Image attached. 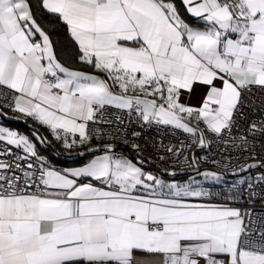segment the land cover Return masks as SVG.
<instances>
[{
	"label": "snow or ice",
	"instance_id": "6c2138e0",
	"mask_svg": "<svg viewBox=\"0 0 264 264\" xmlns=\"http://www.w3.org/2000/svg\"><path fill=\"white\" fill-rule=\"evenodd\" d=\"M181 4L197 26L175 0H0V107L46 127L69 151L101 137L89 125L106 106L187 134L188 145L167 149L176 157L231 136L243 94L264 92V0ZM38 12L66 26L77 61L93 73L58 59ZM198 88L193 106L185 97ZM249 131L264 135V122ZM33 137L0 126V264H264V213L230 207L241 193L212 203L195 179L166 183L111 143L60 170L37 153L46 138ZM183 163L198 171L200 161Z\"/></svg>",
	"mask_w": 264,
	"mask_h": 264
},
{
	"label": "built area",
	"instance_id": "2783aa9c",
	"mask_svg": "<svg viewBox=\"0 0 264 264\" xmlns=\"http://www.w3.org/2000/svg\"><path fill=\"white\" fill-rule=\"evenodd\" d=\"M0 104H3L2 100ZM96 121L95 124L90 122V128L101 129L103 133L101 137H116L128 143L136 160L143 161V167L156 168L169 174L197 171L196 168H189L183 163L185 156L189 159L195 156L200 161L198 171L214 170L221 177L220 181L204 183V187L213 193L211 201L226 203L227 194L239 192L242 196H237L229 205L236 206L241 211L264 213V180L261 179L264 177V135L259 132L253 135L249 131L253 122H264V92L257 90L245 92L243 102L235 115L231 136L226 133L223 137L213 139L208 147L195 155L192 153L194 146L185 148L179 157L167 150L169 147L179 148L181 142L188 145L190 138L187 134L171 127L144 124L135 113L128 110L106 106L97 113ZM116 129L120 131L117 132ZM133 133L138 135L134 136ZM241 136L248 137L247 146L240 144ZM134 144L139 146L138 150L132 147ZM13 151L20 152L17 149ZM4 159L11 163L13 157L8 156ZM224 162H227V167L223 166ZM251 164H255L256 167L248 168ZM5 174L9 177L21 175L18 171L15 173L8 171ZM249 185L252 186L251 189ZM250 192L254 195L250 196Z\"/></svg>",
	"mask_w": 264,
	"mask_h": 264
},
{
	"label": "crops",
	"instance_id": "0c3cea01",
	"mask_svg": "<svg viewBox=\"0 0 264 264\" xmlns=\"http://www.w3.org/2000/svg\"><path fill=\"white\" fill-rule=\"evenodd\" d=\"M183 18L187 22H189L190 24H193L194 26H197L196 25V21H194L193 18H191L187 13H186V16H183ZM65 66L70 67V68H74V69H77V70H80V71L88 72V73H93L94 72V70L92 68L87 67V66H83V65H81V66H70V65L65 64ZM201 97H202V90L198 88L191 98L185 97V101L187 103L193 105V106H199L200 101H201ZM0 113H3V115H0V126H4V127L9 128V129H12V130H17L19 133L25 134V135L29 136L30 138H32L34 140V142H35V138L33 137V132L34 131L38 132L41 137H45L46 140L49 141V143L52 146H55V148L57 149L56 151H58V148L62 149V150H66L59 141H57V140H55L53 138L52 134L50 133V131L46 127L41 126L39 123H37L33 119L27 118L23 114H21L19 112H16V111H13L9 107H0ZM15 119H26L27 121H31V123H34L38 127L39 126L43 127L44 128L43 130L46 131L47 133L46 132L42 133V131L40 132V131L35 130V129L33 130V132L31 134H28L26 132H21V131H19L17 129L16 126H14L12 124V122ZM37 143H40V142H37ZM104 143L114 144L116 151H120L123 155H125V156H127L129 158H132L133 160H136L135 156H133L132 148H131V146L128 143L123 142L119 138L109 137V136L108 137L104 136V137H100L99 139H94L90 144H87L84 147H79V148H75V149H73L71 151H69V150H66V151L85 153V152H88L87 151L88 149L99 148ZM203 149L204 148H198V147L194 146L193 149H192V153L195 155L197 153H200ZM37 153H38L39 156L45 158V160L47 159V156H46L45 153H42L39 150H37ZM98 154H99L98 152H92V153L90 152L89 157L87 158V160H85L82 163L88 162L94 155H98ZM82 163H75V164H68V165H61V166H58V165L54 166L53 165V166L56 167L57 169L63 170V169H71V168L78 167ZM143 168H144L145 172L152 173L153 175H155L158 178L162 179L166 183L175 182V183L183 184V183L189 182L191 179H195L198 183H200L201 185L204 186V183L217 182V181H213V180H207V181L204 180V178H203V176L201 174L206 172V171L199 172L201 174H199V173L195 174V172H197V171H190V172L186 173L183 176H172V175H170V176L168 175L167 176V175H164L161 172H155L154 170L147 169L145 167H143ZM220 180H221V177H220V179L218 181H220ZM211 202L215 203V204H222L221 202H216V201H211ZM229 206L230 207H234V208H238V207L233 206V205H229Z\"/></svg>",
	"mask_w": 264,
	"mask_h": 264
},
{
	"label": "trees",
	"instance_id": "16d2710c",
	"mask_svg": "<svg viewBox=\"0 0 264 264\" xmlns=\"http://www.w3.org/2000/svg\"><path fill=\"white\" fill-rule=\"evenodd\" d=\"M175 1L176 5L180 10L181 15L186 16L185 9L182 6L181 1ZM37 15L39 18V22L42 24V26L45 27L46 31H48L51 36L58 59L64 64L70 66H81V64H79V62L77 61L75 46L69 38L66 26L62 22L57 20L55 17L46 13L38 12ZM12 124L16 126L19 131L26 132L28 134H31L34 129L40 132L42 131V133L46 132L43 130V127H38L37 125L31 123V121H27L26 119H15ZM37 150L42 153H45L47 156V162L54 166L82 163L87 160L90 154V152H85V155L81 156L78 155V152H69L59 148L58 151H56L57 149L55 148V146H52L49 141L44 142L42 144L37 143ZM133 156H135L134 153ZM151 170H154L155 172H161L156 168H152ZM188 172L190 171L175 173V175L172 176H183ZM161 173L167 176L171 175L169 173Z\"/></svg>",
	"mask_w": 264,
	"mask_h": 264
},
{
	"label": "rangeland",
	"instance_id": "374dc122",
	"mask_svg": "<svg viewBox=\"0 0 264 264\" xmlns=\"http://www.w3.org/2000/svg\"><path fill=\"white\" fill-rule=\"evenodd\" d=\"M203 171H212V172H216V171H214V170H199V171L195 172V174H197V173H199V172H203ZM216 173H218V172H216ZM199 174H201V173H199ZM218 174H219V173H218Z\"/></svg>",
	"mask_w": 264,
	"mask_h": 264
}]
</instances>
